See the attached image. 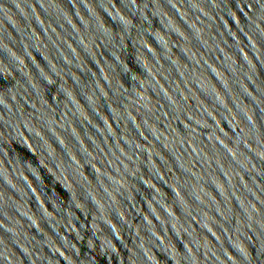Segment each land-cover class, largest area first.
<instances>
[{"label": "water", "instance_id": "95a60500", "mask_svg": "<svg viewBox=\"0 0 264 264\" xmlns=\"http://www.w3.org/2000/svg\"><path fill=\"white\" fill-rule=\"evenodd\" d=\"M0 264H264V0H0Z\"/></svg>", "mask_w": 264, "mask_h": 264}]
</instances>
